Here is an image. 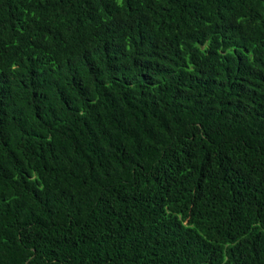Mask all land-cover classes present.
I'll use <instances>...</instances> for the list:
<instances>
[{
    "label": "trees",
    "instance_id": "16d2710c",
    "mask_svg": "<svg viewBox=\"0 0 264 264\" xmlns=\"http://www.w3.org/2000/svg\"><path fill=\"white\" fill-rule=\"evenodd\" d=\"M0 264H264V0H0Z\"/></svg>",
    "mask_w": 264,
    "mask_h": 264
}]
</instances>
